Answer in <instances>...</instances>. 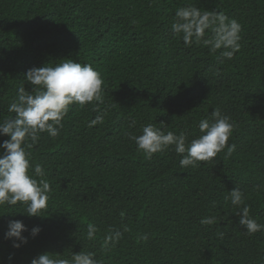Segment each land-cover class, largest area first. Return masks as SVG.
Returning <instances> with one entry per match:
<instances>
[{"label":"trees","instance_id":"obj_1","mask_svg":"<svg viewBox=\"0 0 264 264\" xmlns=\"http://www.w3.org/2000/svg\"><path fill=\"white\" fill-rule=\"evenodd\" d=\"M190 4L241 24L231 60L172 33L176 10ZM65 58L100 73L103 103L70 105L60 135L40 133L27 149L51 191L39 217L23 203L0 205V264L80 251L101 264H264V231L249 235L228 199L240 187L264 224V0H0V122L14 115L17 90L31 91L29 69ZM216 107L235 122L231 156L225 149L181 168L174 147L149 157L129 139L152 123L189 143ZM101 112L103 122L89 126ZM205 216L216 223L201 225ZM10 220L29 230L18 249L4 236ZM89 223L95 239L87 238ZM34 226L42 229L35 238ZM112 229L122 238L105 247Z\"/></svg>","mask_w":264,"mask_h":264},{"label":"clouds","instance_id":"obj_2","mask_svg":"<svg viewBox=\"0 0 264 264\" xmlns=\"http://www.w3.org/2000/svg\"><path fill=\"white\" fill-rule=\"evenodd\" d=\"M206 30H211V36L206 37ZM174 35H181L186 46L193 43L203 44L215 53L220 51L223 59L231 60L241 48L242 26L235 18H230L222 11L201 10L195 5L179 7L175 12V20L171 24ZM223 62V61H221ZM31 86V91L21 86L17 95L8 106V116L0 122V135L9 139L0 143V205H27L26 214L29 217L41 216L40 213L47 207L51 187L42 177L45 171L42 165H31L28 148L39 140V134L46 132L50 137L60 135L64 127L62 121L67 115L69 106L77 103L81 107L86 103H103L102 85L104 83L100 73L91 64L80 63L70 58L59 62L46 64L29 69L24 76ZM105 112L98 114L89 122V126L102 123ZM235 127L231 117L216 107L209 118L201 119L198 123L200 135L186 143L183 132L175 134L172 131L161 130L152 123L142 127V134H129L137 150L151 157L157 152H163L170 146L181 155V168L196 167L197 162H207L217 157L218 153L226 149V157L235 151V144H229V138ZM31 141V143H29ZM30 169L34 175L30 174ZM36 177H41L37 179ZM231 204L238 209L235 213L239 217V224L249 235L264 231V224H260L250 215V207L245 204V193L240 187L229 192ZM201 225H213L216 217L205 216L200 219ZM5 239L13 241L14 248H20L28 242L22 235L29 231L20 220H10L7 225ZM39 226L30 230L35 238L40 232ZM126 230V229H125ZM97 227L87 225V238L95 239ZM123 233L112 229L104 238L105 247L119 243ZM147 239V235H144ZM11 259V258H10ZM31 264H101L92 252L80 251L72 253L70 259L54 257L44 253L31 260Z\"/></svg>","mask_w":264,"mask_h":264}]
</instances>
